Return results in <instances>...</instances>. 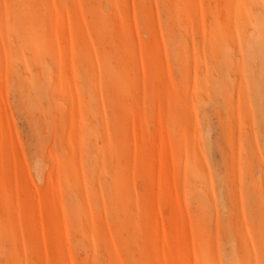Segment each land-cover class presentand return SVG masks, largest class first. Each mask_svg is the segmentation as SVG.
Returning a JSON list of instances; mask_svg holds the SVG:
<instances>
[{
	"label": "rangeland",
	"instance_id": "obj_1",
	"mask_svg": "<svg viewBox=\"0 0 264 264\" xmlns=\"http://www.w3.org/2000/svg\"><path fill=\"white\" fill-rule=\"evenodd\" d=\"M264 264V0H0V264Z\"/></svg>",
	"mask_w": 264,
	"mask_h": 264
},
{
	"label": "snow or ice",
	"instance_id": "obj_2",
	"mask_svg": "<svg viewBox=\"0 0 264 264\" xmlns=\"http://www.w3.org/2000/svg\"><path fill=\"white\" fill-rule=\"evenodd\" d=\"M228 264H234V262L233 261H229Z\"/></svg>",
	"mask_w": 264,
	"mask_h": 264
}]
</instances>
